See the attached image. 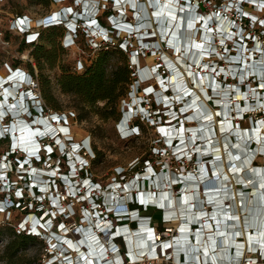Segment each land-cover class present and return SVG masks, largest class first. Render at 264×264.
Here are the masks:
<instances>
[{
    "label": "snow or ice",
    "instance_id": "snow-or-ice-1",
    "mask_svg": "<svg viewBox=\"0 0 264 264\" xmlns=\"http://www.w3.org/2000/svg\"><path fill=\"white\" fill-rule=\"evenodd\" d=\"M75 3L79 4L81 0H75ZM114 4H130L133 10L138 9L140 15L135 17L138 21L149 15L148 9H153L151 15L155 17L156 28L151 31V36L157 37L158 40L164 42L167 48L172 50L174 62L168 61L167 57H165L164 66L170 72L167 83L172 85L173 91L177 93L174 102L180 105L176 110L179 116L176 112H173L172 120L166 121L170 128L175 129L179 138V144L176 145L172 153L173 156L177 159H192V156L189 155L190 151L200 153L199 146L191 147L192 145H196L197 139L203 140L206 143L211 142L203 135V125L196 130L200 133L199 137L195 135L193 129H185L184 127V121L190 122L196 120L199 122L207 121L209 124L215 123L211 110L208 107V102L221 107L222 111L217 112L215 115L222 116V120L220 121L221 130L228 133L223 138L225 141V152L228 156V169L226 173L223 168H221L220 174L213 171V176L215 177L213 180L207 177L208 168L201 165L199 171L203 175L195 176L189 173L185 176L181 174L179 181L167 180L169 185L177 182L184 183L186 181H190L191 183L186 186V189H181L182 194L178 201L179 209L182 210L181 218L183 223L179 225L177 231L181 235L180 237L174 236L173 240L168 244L161 243V252L164 253L165 249L173 250L170 255L171 259H175L176 255L183 253V264H225V258L233 248L236 249L233 259L243 257L244 252L241 249L245 247L247 252L258 251L260 256L264 257V182H262L264 181V174H262L260 169L250 166L249 162L252 159V154L248 153L246 148L240 147V143L247 144L253 137L247 135V130H245L243 135L237 133L235 128L238 126H232L231 121L228 119L229 104L221 103L220 100L214 99V97H223L227 100L234 92L240 95L238 85H244L247 91L240 95V98L244 100L245 104H247L250 94L256 100V107L264 108V103H261V100H264V96H261V92H264V47L256 43L254 36L245 37L239 27H236L234 32H229L226 25H219L215 29L207 27L208 20L213 18L217 22L221 21V19L227 20V17H221L220 13H214L212 17H208L207 19L204 17H194L195 22L200 23V28H196L195 23H184L187 17L192 14L191 0H183V3L181 0H145V3L142 4H137L135 0H114ZM72 11V8L66 9V12ZM243 15L247 16L248 13H243ZM50 21H56V16L51 17ZM19 23L24 24L25 21L21 20ZM95 23V20L90 21L91 25H95ZM229 23L235 26L234 21H229ZM258 23L264 25V19L259 20ZM124 27L126 31L131 32L133 30L131 24ZM140 27L151 28V24H140ZM181 29L183 30L178 35V30ZM136 30L139 31V29ZM201 30H203L201 38L199 41H196L193 39V36L195 33L201 32ZM144 35H147V33ZM181 36H183V40H181ZM31 39H35V37H31ZM246 39L253 41L252 47L244 43ZM229 42H231V45H229ZM217 43L219 51L217 50ZM233 51H235L234 55ZM217 61L223 63L225 67H218ZM176 65L183 68V72H180ZM185 76L191 84V87L187 90H185L184 85L177 83L180 78ZM217 77L221 78L220 83H217ZM229 77L238 83L236 85L223 83ZM20 78L23 79V76L21 75ZM156 83L161 87L165 85V81L160 79H157ZM253 83L255 87L252 86ZM165 90L167 89L165 88ZM208 90H211V95ZM5 91L7 90L5 89ZM145 91L152 93L154 89L146 88ZM161 99L165 102L169 111H171V104L167 100H164L163 97ZM14 107V105L9 106V110ZM232 107L241 112L244 111L240 109L238 104L232 105ZM5 114V112L0 111V118ZM180 116H183V121L180 120ZM59 119L61 118L52 117L53 121H58ZM173 120L179 125L178 128L173 124ZM224 120H228V127L223 126ZM33 123L36 122L33 121ZM40 123L46 124L47 122L41 121ZM256 124L264 127V121H256ZM5 131L8 130L0 131V136H3ZM60 131L66 132L67 129L61 128ZM158 131L165 137V142L171 148L173 139L171 132L164 127L159 128ZM185 131L190 133L187 143L182 135ZM38 132L39 130L37 129L36 133ZM252 132L257 143L261 144V147L257 151L264 153V144L261 143L259 128L253 127ZM231 135H236L237 140L240 141V143L233 144L231 147L237 152L244 154L245 158L243 160L240 155L233 156L231 152L227 151L228 137ZM19 147L28 156L34 157L37 160L40 159L37 154L38 149L33 148L29 150L25 148L22 138L20 139ZM47 151L51 152L52 149L48 148ZM3 159L4 157H0V170L7 167L3 163ZM215 159L221 160L219 156L215 157ZM80 163L83 165L86 161H81ZM25 164H28L30 167V162L27 158L19 163L18 167L26 171ZM209 165L213 169L217 167L211 161H209ZM147 171L151 173L152 170L148 169ZM32 173L38 174V170L32 169ZM50 175L55 177L56 170L53 169ZM248 177L252 178L250 184ZM4 179V176H0V181ZM136 179L139 180L140 177ZM201 184L205 189H214L211 195L205 191V199H201L200 196ZM81 187H90V191L80 196L81 200L92 203L93 211L89 212L87 216L89 222L91 223L93 219L97 221L106 219L103 211L95 212L97 205L90 199L92 192L100 191L101 185L95 184L90 186L89 181H84ZM132 187H136L135 183H133ZM116 189H119L121 193H127L131 190L127 184L107 185V190L115 191ZM41 191H44V189H41ZM77 191L78 189L74 188L68 195L75 197ZM185 191L189 194L184 195ZM16 195L20 196L21 193L18 191ZM138 195L142 194L138 193ZM160 195L162 199L167 201L168 208L172 209V201L168 198L167 194L161 192ZM124 198L126 197H120L121 200ZM56 199H59V197H56ZM112 199L116 200L115 197H112ZM53 202L55 203V200ZM141 202L144 203L145 201ZM205 204L212 205L211 212L204 210ZM193 209H196V211L194 212ZM105 210L113 212V208L106 207ZM115 211L117 213L123 211V208L120 206V200H116ZM51 215H55V213ZM169 218L172 219L173 217ZM45 223L50 224V221L46 220ZM184 223L196 224L197 227L195 230L186 228L184 227ZM95 226L105 235L110 236L113 234L111 226L107 229L101 228L99 223ZM59 227L64 229V225H59ZM76 231L80 230L76 229ZM154 235V233L151 234L150 238L154 239ZM238 237L244 239V244H237ZM85 242H88L87 237L85 241H81L80 243ZM88 247L89 257H78V259H86L87 264H100L101 260L104 261V264H112V261H109L103 252H97L94 259L90 258L94 251L91 242H88ZM245 264H256V261L246 260ZM260 264H264V259L260 260Z\"/></svg>",
    "mask_w": 264,
    "mask_h": 264
},
{
    "label": "built area",
    "instance_id": "built-area-1",
    "mask_svg": "<svg viewBox=\"0 0 264 264\" xmlns=\"http://www.w3.org/2000/svg\"><path fill=\"white\" fill-rule=\"evenodd\" d=\"M52 4L63 3L58 11L53 12L47 18L36 21V24H30V18L27 15L18 17L13 25H15L26 37L27 42H33L34 39L31 37H37L38 31L41 27L50 24H63L67 32L63 37V45L66 48H70L75 45L76 34L78 30H83L86 37L89 39L93 48L97 47L98 42L106 43L109 37L113 34H109L107 37L105 34L100 33L98 25H87L82 20L84 16L96 15L100 20L102 11H108L107 18H112L117 15L116 8L108 7L109 2L106 0H81V3H75V0H51ZM233 2L234 6L230 9L226 7L227 2ZM243 1H247L244 3ZM181 2H183L181 0ZM196 4L195 9L202 11L206 14L220 13L221 17L226 16L227 21H234L235 26L230 24V27H239L244 33L245 37L254 36L256 43H259L264 47V25L258 23L259 20L264 19V0H221L220 3H216L215 0H209V8L205 7L203 0H193ZM242 6L243 12L234 10V7ZM72 8V12H66V9ZM132 8V7H130ZM129 8V11H131ZM206 10H204V9ZM251 9V10H250ZM109 10H113L110 12ZM243 13H248L247 16ZM56 16V21H50V18ZM128 16V14H127ZM255 18V19H253ZM24 20V24H20L19 21ZM101 22V21H100ZM91 29V30H90ZM122 42L125 44L131 43L133 39L128 37V31L124 29L121 33ZM99 38L100 40H96ZM135 40V39H134ZM136 41V40H135ZM246 45L251 47L253 41L246 39ZM137 42L131 49H137ZM146 50L139 48L138 53H146ZM135 57V56H134ZM133 64V63H132ZM83 69L82 60L77 61V70ZM13 70L17 71L15 74L16 78L21 73L20 70H25L22 67L10 69L9 72L13 73ZM26 71V70H25ZM138 71V70H137ZM140 75V72H138ZM37 83L31 80L28 89L33 91L37 96V104L34 105L36 113L39 114L37 118L40 121L31 123L30 127L39 128L38 138H42L41 144L43 149L40 152L39 162L30 160V167L25 164V170H21L18 165L25 159V151L16 146L11 148L9 143V150L0 155L4 157L3 163L7 165L6 168L0 170V176H4L5 179L0 181V214L11 212L15 209H20L24 213V216L17 222L10 220H0V224L9 222L13 225L17 233H27L37 236L42 242V248L40 253V264H87L86 259H78V257H89L88 242L93 245L94 251L90 258H95L97 252H103L112 264H183V253L175 256V259H171V249H165L164 253L161 252V243L168 244L173 240V237H179V231L177 226L172 222L175 220L183 222L181 215L178 217L174 212L172 216H167L168 206L167 201H161L157 198L156 194L161 192L171 193L172 191H178L177 197H180L181 191L178 189H166V190H147L145 186H136L133 188L128 185L131 189L127 193H121L119 189L115 191L107 190V185H103L99 181L93 178L91 172V158L87 149L78 148L80 142L85 139L90 141L92 152L94 148L92 146L91 136L85 137L84 139L77 141L72 135L70 124L68 123L69 117H75L76 113L70 111L68 113L53 112L48 109L41 107L39 98H41V92L37 89ZM34 90H32V88ZM137 85L133 89L138 88ZM148 87V86H146ZM144 87V88H146ZM25 88V87H23ZM144 96H147L148 108L152 107L153 95L144 91ZM138 91V90H137ZM136 91L131 92L132 94ZM126 102V104H128ZM262 110L256 112V115L263 114ZM264 111V110H263ZM28 112L23 111L22 117H27ZM59 117L58 121H53L52 117ZM30 120V118H28ZM46 121V124L40 123ZM259 121H264L260 117ZM25 122V121H24ZM58 122V124H56ZM58 125V127H57ZM61 128L67 129L66 132H61ZM123 130L119 131V133ZM141 130L137 129L134 132L130 131L129 134L123 136V138H129L131 136L140 135ZM44 133V136H41ZM124 133V132H123ZM37 138V137H36ZM58 141V143H57ZM62 142L66 145L62 147ZM48 146L51 147L52 151H47ZM77 154H81L87 160V163L81 165V161L74 162ZM14 155V157H13ZM149 162V161H147ZM64 163V166H63ZM151 164V163H150ZM69 167L73 169V172H69ZM32 169H37L38 174L42 172L47 174L53 169L56 170V177L50 178L44 176L49 180L50 186L45 188L36 181L37 173H32ZM69 172V178L61 181L59 177H66V173ZM119 176L126 178L124 170L117 172ZM65 174V175H64ZM133 178V177H132ZM131 178V179H132ZM111 184L116 183L124 185L131 179L123 181L117 180ZM84 181H89V185L100 184L101 189L99 192H92L93 203L97 205L95 212H102L106 219L95 220L89 222L87 218L88 213L93 211L92 203L86 200H81L80 196L90 191V187H81ZM78 189L75 197L68 195L73 189ZM44 189V191H41ZM20 192L21 195L17 196L16 193ZM138 193L142 195H138ZM153 193V196L157 198V201L146 200L145 196ZM59 197V199H56ZM115 197L116 200H120V206L123 208L122 212L117 213L116 200L112 199ZM120 197H126L120 199ZM107 198V201H106ZM55 200V203L53 202ZM141 201H145L142 203ZM179 201V200H178ZM113 208V212H108L105 208ZM150 208L158 209L163 213L161 218V226L154 223L153 216L148 214ZM204 210L210 211V205L206 204ZM55 213V215H51ZM169 217H173L170 219ZM50 221V224H46L45 221ZM99 223L101 228L107 229L111 226L112 235H105L98 228L96 224ZM135 224V226H133ZM59 225H64V229H61ZM187 228L195 230L194 224L184 223ZM142 228L141 233H138V229ZM79 229L80 231H76ZM251 230V229H250ZM154 235V239L150 238L151 234ZM140 235L142 238H146L149 243L148 251L138 246H133L131 236ZM87 241L80 243L81 241ZM239 244H244L242 237H238ZM8 242V238H3L0 241V252L4 249ZM78 243L80 245L78 246ZM114 249V251H113ZM244 252L243 257L231 258V255L235 252V249H231L228 256L225 258V264H245L246 260H254L256 264H260V260L264 257L260 256L258 251L247 252L246 247L241 249ZM67 258V259H65ZM100 264H104L101 260Z\"/></svg>",
    "mask_w": 264,
    "mask_h": 264
},
{
    "label": "rangeland",
    "instance_id": "rangeland-1",
    "mask_svg": "<svg viewBox=\"0 0 264 264\" xmlns=\"http://www.w3.org/2000/svg\"><path fill=\"white\" fill-rule=\"evenodd\" d=\"M141 1L142 0H136V3L142 4ZM203 1L205 3V7L209 8L210 6L209 0H203ZM62 4L63 3L47 4L45 2L38 4L35 2V0H0V74L6 75L9 73L7 66L8 64L16 67L19 66L25 70H28L29 68L28 63L33 62V58H31L30 56L31 48L27 46L23 50L20 49L23 35L22 32L15 25H13V23H15L16 20H18V17L22 15H27L30 18V24L33 25L36 24L37 20L47 18L53 12L58 11ZM113 4L114 3H112V5ZM110 5L111 3L109 2L108 7H110ZM115 7L117 9L122 8L123 10H126L128 14L127 20L134 21L133 19L134 15L129 11L130 6L125 7V5H121L120 7L119 5H115ZM109 11L113 12V10H109ZM107 12L108 11L103 10L99 17L100 18L102 17V20L105 21V25L108 26L109 24L106 19V16L108 14ZM148 12L150 16L149 19H151V21H148L147 19V21H145V24H151V27L155 28V24H154L155 18L151 15L152 9H148ZM200 33L201 32H199V35ZM177 34L180 35V30H178ZM200 38H201L200 36H195V35L193 36V39H195L196 41H199ZM157 39L158 38H154L152 40H157ZM96 40L98 41L100 39L97 38ZM161 48L159 51L146 50L145 51L146 53L141 54L140 57L141 59L139 60L137 56H135L134 58V55L131 54L130 51L126 53L128 59L131 56L132 62L136 63V68L139 72L142 68H145L140 72V82L138 83V86L140 88L139 92L136 89H133V91L136 92H134L132 95L135 94L136 96L145 97L143 88L149 85H152V88L157 92L161 89L163 90L164 87L159 86L156 82H154L153 79L146 80L147 78H149L150 75H152L151 68L153 66L160 64L162 65L161 69H164L163 64H165V60H164L165 57H167L168 61L174 62L172 50L170 48H167V46L164 43H162ZM90 54H92V52L84 42L81 44V47H78L77 45L71 46L70 49L66 51V54L63 56V59L72 68L78 59L82 58L84 62L85 61L88 62L90 57L92 56ZM134 59H136V61H134ZM117 60H118L117 58L114 59V61ZM176 67L180 72H183L184 69L181 68L179 65H176ZM34 68H35L34 73L39 74L38 67L35 63H34ZM149 68L150 70H148ZM45 72L51 77L56 89V94L59 97L60 103L62 105V109L59 111H62L64 113H68L70 111L79 112L78 109H76L73 106L75 97L71 94H64L56 84L57 76L60 73V70L58 68L51 69L48 67ZM181 79H183L184 81L187 80L188 82L186 76L180 78L179 81ZM12 81L16 82L18 80L15 78ZM167 81H165V83L168 86L169 84L167 83ZM131 98L132 97H130L129 101L131 100ZM101 105L102 103H100V106ZM208 107L210 109H213V111L217 108L214 107L211 103H208ZM121 108L127 109L125 103H123V106ZM263 116H264L263 114L262 115L258 114L259 118ZM142 122H144V124L141 127L140 135L131 136L129 138H123V136L126 134H124L123 132L119 133V131H121L122 129L120 126H118V121L116 120H110L105 122L95 114H91L85 120H79L75 117H69L68 123L70 124L73 133L72 135L74 136L75 140L80 141L85 137L91 136L92 146L98 152H100V156H98L100 157L99 162L91 167V172L95 180L99 181L103 185L111 184L116 180L115 177L117 178V180L126 181L134 176V172L136 170L142 171L144 167H151V166H154L156 169H160L162 167V164L164 163L169 165L168 170L170 172L171 171L179 172L181 170V167L185 165L184 163H181L179 165L177 160L175 161L172 159L173 157L171 155L159 154L156 149V147H163L164 145L162 140L163 138L162 134L158 131L160 127H157L156 125H148L145 121ZM239 126L241 127V130H246L249 128L250 121L248 116H245L244 118L239 120ZM257 127L259 128V131L264 132V127L262 126L259 127V125H257ZM123 128L126 129L125 127ZM166 129L171 131L172 128L166 127ZM214 136L218 140L216 143L220 144L221 134H219L218 130L214 134ZM232 138L234 139L235 137L233 136ZM238 143H240V141H238ZM240 144H241L240 145L241 148L248 147L247 144H243V143ZM7 146H8L7 143L5 144L1 143L0 153L4 152V150L7 149ZM256 146L258 147L259 144H257ZM17 147L19 146L17 145ZM230 149H228L227 151L229 152ZM219 153L223 155L224 164H227L228 162L227 153L223 152L222 150H220ZM260 153L261 152L257 151L256 149V152L249 163L251 167H256L257 169H260L263 172L262 168L264 166V155H261ZM147 154L149 156L148 158H150L151 160L152 165H149L150 163L147 162L148 166H145L144 163L146 159L144 160V157ZM225 154L226 156H224ZM241 158L242 159L245 158L243 153H241ZM120 170H124V172L127 174L126 178L118 175L117 172H119ZM249 178L250 180L248 181L250 184L252 182V178L248 177V179ZM151 188L159 189L158 187H154V186L150 187L149 189L151 190ZM146 189L149 190L148 188ZM175 189H177V186L175 187ZM177 194L178 191L171 192V195L173 197L172 204L176 203ZM188 194L189 193L187 191L184 193V195H188ZM150 195L153 196V193L149 194V196ZM200 196L202 197L205 196L202 189L200 190ZM160 199L161 201L162 200L165 201L164 199L161 198V195H160ZM147 213L153 216L154 223L159 224V226H161L162 212L160 210L150 208V211ZM23 216L24 213L21 212L20 209H15L12 210L11 212L0 214V220L5 219V220H10L12 222H17ZM133 226H135V224H133ZM133 237L136 240V237L135 236ZM41 248H42V243L38 242L34 245H30L25 253L31 257L37 256L39 258L41 253Z\"/></svg>",
    "mask_w": 264,
    "mask_h": 264
},
{
    "label": "trees",
    "instance_id": "trees-1",
    "mask_svg": "<svg viewBox=\"0 0 264 264\" xmlns=\"http://www.w3.org/2000/svg\"><path fill=\"white\" fill-rule=\"evenodd\" d=\"M215 1L216 3L221 2V0ZM35 2L38 4L42 2L52 4L51 0H35ZM101 21L105 24L102 17ZM66 32L67 29L63 24H50L39 29L37 37L33 42H27L26 37H22L20 49L23 50L27 46L31 48L30 56L33 58V62L28 63L29 68L26 72L37 83L36 87L41 92V98L38 100L41 107L53 112L64 113L59 111L62 109V105L56 94L51 77L45 72L48 67L51 69L58 68L60 73L57 76L56 84L64 94H71L75 97L73 106L79 111H74L77 119L85 120L91 114H95L105 122L116 120L118 121V126L120 124H127V109L121 107L123 103L126 106V102L129 101L133 88L140 82V75L139 71H137L136 63L132 62L131 56L128 59L126 53L130 51L131 54L137 56L138 60L141 59L142 53L131 49L136 41L133 39L131 43L125 44L122 42V37L113 34L106 43L98 42L97 47L93 48L85 32L78 30L74 41L75 45L81 47V44L85 42L90 48L92 52L90 55L92 56L88 62H84L81 58L83 69L77 70V61L79 59L72 68L63 59L66 51L70 49L66 48L62 41ZM115 58L118 60L114 61ZM34 63L38 67L39 74L34 73ZM7 66L8 72L10 69L19 67L9 64ZM144 69L142 68L141 70ZM139 89L138 87V92ZM100 103H102L101 106ZM142 121V118L134 116L130 123L138 125L141 130L144 124ZM208 132L206 130V133ZM1 143H7L8 145L7 149L0 153V155H3L9 150V140L2 139L0 140ZM32 143H24V147L27 148ZM16 144L18 146L20 144L18 139ZM163 147H156V149ZM232 152L234 156L240 155L234 149H232ZM255 152L256 150L250 153L252 157ZM90 155H95L91 158L92 167L99 162L100 157L98 156H100V152L94 148V152H90ZM148 157V154L144 157V160L146 159L144 165L147 161L151 163ZM172 159L176 161L175 157ZM178 163L179 165L181 164L180 162ZM138 171L136 170L134 174ZM0 196H2L1 193ZM3 238H8V242L0 252V264H40V257H31L25 253L30 245L38 242L42 243L37 236L25 232L17 233L13 225L7 222L0 224V241Z\"/></svg>",
    "mask_w": 264,
    "mask_h": 264
},
{
    "label": "bare ground",
    "instance_id": "bare-ground-1",
    "mask_svg": "<svg viewBox=\"0 0 264 264\" xmlns=\"http://www.w3.org/2000/svg\"><path fill=\"white\" fill-rule=\"evenodd\" d=\"M135 2H136V0H135ZM120 7H121V5H119ZM126 6H130L131 7V5L130 4H125V7ZM119 7V8H120ZM154 17V16H153ZM155 18V17H154ZM221 22V25H224L225 23H224V21H220ZM191 23H195L196 24V22L195 21H193V22H191ZM196 25H198V24H196ZM228 27V26H227ZM182 40V39H181ZM162 54V53H161ZM135 58V57H134ZM134 61H136V59H134ZM151 72V71H150ZM10 73V72H9ZM9 73L8 74H6V75H0L1 77H2V81L4 80L3 78H6L7 79V76L9 75ZM183 78V77H182ZM187 78V77H186ZM10 79H15L14 77L13 78H10ZM188 79V78H187ZM182 80V81H181ZM180 81L178 80L177 81V83H179V84H182L183 85V83H184V80L183 79H181ZM186 82H187V80H185ZM13 82H15V81H13ZM188 83V82H187ZM166 85H164V87H165ZM169 87L170 86H172V85H168ZM162 90V89H161ZM11 94H14V90H10L7 94H6V97H8V96H10ZM25 97V96H24ZM15 98L17 99L18 98V96L17 95H15ZM237 98H240V95H237ZM19 99V98H18ZM10 102V101H9ZM20 103V105H22V101H20L19 102ZM1 105H2V107L4 108L6 105L4 104V103H1ZM7 105H8V107L9 106H11L10 104H8L7 103ZM12 106H13V104H12ZM14 108H12L11 109V111L12 112H14V111H16L17 110V105L14 103ZM0 111H1V109H0ZM22 115V114H21ZM56 124H58V122H56ZM126 125V124H125ZM26 126H28V125H26ZM57 127H58V125H57ZM62 126H60V128H61ZM259 127H261V126H259ZM14 132H15V135H17V137H16V142H17V139H18V141L20 142V139L22 138L23 139V141H24V143H30V142H33L32 144H30V145H28L27 146V148L29 149V150H32L33 148H36L37 149V143H36V137H38V133H36L34 130H30L29 128H22L21 127V125L19 126V122H15V128H14ZM35 133V134H34ZM126 132H124V134H125ZM209 133V132H208ZM73 134V133H72ZM259 136L261 137V143L263 144V142H264V132H261V131H259ZM34 145V146H33ZM16 147H17V144H16ZM261 147V144H259V146L256 148V149H259ZM17 148H20V147H17ZM22 149V148H21ZM262 182H264V181H262ZM165 193V192H164ZM152 197V198H151ZM147 198H149V200H153V201H157V199H155V197L154 196H148ZM154 198V199H153ZM202 198H204V197H202L201 196V199ZM171 201H173V198H172V200ZM181 211L182 210H180L179 209V204H178V201L176 200V203H174V204H172V209H168V214H167V216H172L173 214H174V212L177 214V216L179 217L181 214ZM193 211L195 212L196 211V209H193ZM208 211V210H207ZM185 215H187V213H185ZM162 217H163V213H162ZM180 218V217H179ZM181 219V218H180ZM174 225H176L177 227H179V225L181 224V221H178V220H175L174 222H172ZM183 223V222H182ZM184 227H186L187 228V226L186 225H184ZM139 231H138V233H141V231H142V228H139L138 229ZM251 231V230H250ZM180 233H179V237H180ZM133 236H135L134 234H132V236H131V241H132V243H133V246H138L139 248H143L144 250H146V251H148V249H149V243L147 242V239L146 238H142L140 235H138V236H135L136 237V240L134 239V237ZM243 239V238H242ZM238 241H240V240H238V238H237V244H239V242ZM243 241H244V239H243ZM235 252H236V249H235ZM235 252L231 255V258H233V257H235Z\"/></svg>",
    "mask_w": 264,
    "mask_h": 264
},
{
    "label": "clouds",
    "instance_id": "clouds-1",
    "mask_svg": "<svg viewBox=\"0 0 264 264\" xmlns=\"http://www.w3.org/2000/svg\"><path fill=\"white\" fill-rule=\"evenodd\" d=\"M127 115V114H126ZM141 115H142V113L140 112V111H136V112H134V113H132V114H130V116H128V118H127V120H133V118H134V116H137V117H140L141 118ZM127 125V124H126ZM83 147L85 148V149H87L89 152H92V149H91V145H90V142L88 141L87 143H85L84 145H83ZM39 150H42V147H40V149ZM93 158V157H92ZM86 161V163H87V160H85ZM80 245V243H78V246Z\"/></svg>",
    "mask_w": 264,
    "mask_h": 264
},
{
    "label": "crops",
    "instance_id": "crops-1",
    "mask_svg": "<svg viewBox=\"0 0 264 264\" xmlns=\"http://www.w3.org/2000/svg\"><path fill=\"white\" fill-rule=\"evenodd\" d=\"M121 25L123 26L124 24H121ZM23 123L24 122L20 123V125H21L22 128L28 127L30 130H32V128L26 122L24 123V125H28V126H23ZM37 129L40 130L39 128H37ZM33 130L36 131V129H34V128H33ZM262 170H263L262 173L264 174V169L262 168ZM144 199L148 200L147 196H145ZM148 201H150V200H148Z\"/></svg>",
    "mask_w": 264,
    "mask_h": 264
},
{
    "label": "flooded vegetation",
    "instance_id": "flooded-vegetation-1",
    "mask_svg": "<svg viewBox=\"0 0 264 264\" xmlns=\"http://www.w3.org/2000/svg\"><path fill=\"white\" fill-rule=\"evenodd\" d=\"M100 21H101V18H100ZM101 23H102L103 25H105L102 21H101ZM152 106H153V107H156V105H155L154 103L152 104Z\"/></svg>",
    "mask_w": 264,
    "mask_h": 264
}]
</instances>
